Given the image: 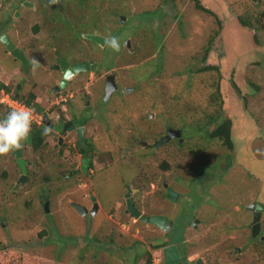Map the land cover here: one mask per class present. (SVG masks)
Instances as JSON below:
<instances>
[{"label":"rangeland","instance_id":"374dc122","mask_svg":"<svg viewBox=\"0 0 264 264\" xmlns=\"http://www.w3.org/2000/svg\"><path fill=\"white\" fill-rule=\"evenodd\" d=\"M0 1V34L8 31L32 58L45 61L39 71L31 69L43 107L32 104V127L45 111L80 117L90 90L84 137L92 162L84 173L74 172L81 161L75 133L58 148L57 134L38 146L23 141L29 163L22 183L12 151L0 155V247L55 264H158L154 245L162 232L127 212L129 185L143 214L171 217L178 240L186 231L183 248L192 258L264 264V239L250 240L246 208L264 201V0H200L210 12L195 0H63L62 8L57 0ZM96 30L108 41L116 37L119 50L86 38ZM58 51L73 61H95L74 78L71 102L39 81ZM0 59L6 67L15 64L1 42ZM207 65L219 70H202ZM17 70V64L6 74L0 69V76L9 81L14 72L17 81ZM108 74L120 90L96 110ZM8 111L0 103V118ZM226 117L234 126L232 150L210 135ZM168 127L182 130L184 140L158 144ZM165 182L178 198L167 196ZM90 192L99 209L81 215L72 202L91 206ZM262 227L264 234V213Z\"/></svg>","mask_w":264,"mask_h":264},{"label":"flooded vegetation","instance_id":"af4514ba","mask_svg":"<svg viewBox=\"0 0 264 264\" xmlns=\"http://www.w3.org/2000/svg\"><path fill=\"white\" fill-rule=\"evenodd\" d=\"M61 1L63 3V0H61ZM56 4H57L58 8H62L59 5L58 1L56 2ZM19 12L20 11H16L15 15L21 14ZM33 29L35 31L38 30L37 23L35 25H33ZM96 31H94V32H96ZM86 38L88 40H90L91 42H95L97 45L99 44L101 49H104V47L106 46V43L108 41L106 39L105 43L102 44V43H100V42H98L96 40L90 39L88 37H86ZM4 39H7V41L9 43L13 44V46H14L13 49L18 48L19 49V53L23 57H21V56L18 57L16 55H14L13 54V49H11L9 47L8 43L5 42ZM0 42L4 46V52L14 60L15 64H17V66H18L17 74H19V77H18L19 80H17V81L13 80V79H15L13 77V73L14 72L10 73L12 75L9 77V78H11V80H9V81L4 80L0 76V91H1V95H2L0 97V103L2 105L4 104V106L7 107L10 110L9 106L6 103L7 96H9V95L14 96L17 93H19L20 95H19V97H16V99H19V98L32 99L31 103H37L38 107L43 108L41 106V104H40V100H38L39 97H38V94H37V92L35 90L37 81L33 78V75L31 74V69H33V70L34 69H38V71H39L40 68L45 67V63H44L45 61H40L38 59L32 58L28 54L27 48L25 46V42L22 43V44H20V42H19V45H16L14 39L11 37V35H10V33L8 31H3L0 34ZM1 60L2 59H0V61ZM3 60H5V59H3ZM79 63H89L90 66H89V68H85L84 70H81V71H77L76 70L75 71L74 70L75 69L74 66L76 64H79ZM15 64L14 63L9 64L10 66L6 67L5 62H3V63L1 62L0 63V69H2V70L4 69V74H6L8 72V70L13 68V66ZM94 64H95V61H93V60L78 59V60H74L73 61V60H71V58L66 57L62 52L60 53V51H58V58H57V61L52 63V70L49 71V72L48 71L47 72H45V71L43 72L42 71L43 72L42 74H38L39 81H41V84H42V81H43V84L45 86L47 85L46 86L47 87L46 91H48V93L49 92H54V93L60 94V95H62V94L66 95L67 94L68 98L62 97V100L64 102H71V100L75 96L74 93H70V92H73V89H72V91L70 89H71V86L74 85V83H75L74 78H79L80 76H83L82 74H84L86 71H91L93 69ZM69 69H71V71L73 69V72H71L72 75L70 77L66 78L65 75H66V72ZM54 75H57V78ZM28 76H30V78ZM108 76H109V74L106 75L105 82H104V84H102V87H103L102 92L104 94L101 93L102 97H101V99L99 101L100 103H98L96 105V107H97L96 110H100V111L102 110L100 106L102 104L103 98L105 97L106 80H107ZM53 77H54V79H52ZM65 79H66V81H65L64 85H61L62 82ZM119 90H120V87L118 86V89L115 92H117ZM86 92L89 94L88 96L90 98L91 97L90 96L91 95L90 94L91 91L88 90ZM115 92H113L112 96L114 95ZM89 98L86 99L85 110H81L79 112L80 117L78 116V113H75L76 111H74L72 113L70 112L71 114L67 112L68 114H70V116L68 115V117H67V114H64V116L59 114L57 118H53V117L49 116V114H47L46 111L41 116L38 115V118H36V119L34 118L36 124H35L34 127H32L30 135L26 139V141L29 144L30 143L33 144L32 131L35 130L36 132L39 131V132L44 133V128L47 127V128H50L51 131L47 135L42 134L43 135V139H42L40 144H42L44 142L45 138H47L49 136H53L54 134H57L58 139H57V142L54 143V147L58 148V147H60V145L64 144L65 138L70 133H75L76 136H77L78 142L81 143V145H80L81 161H80V167L75 169L76 171H74V172H76V173H78V172L84 173L87 169H89L90 165L92 164L91 160L89 161V152H88V146H89L88 144H89V142L86 141V138L84 137L85 136V130H86V123H87V120H88V118L86 116H84V115H85V113L87 111H90V108H89L90 107V105H89V103H90L89 100L90 99ZM94 109H95V107H94ZM65 110L69 111L70 109L68 110V108L66 109V107H65ZM91 110H93V108ZM170 128L171 127L167 128L166 133L168 132V130ZM80 130H81V132H80ZM182 136H183V134H182ZM174 138L176 140L179 139L177 137H173L170 140H172ZM83 142L85 143L84 145H83ZM86 143H88V144H86ZM14 151L15 150H13L12 153L15 156L16 162H17V157H16ZM17 164H18V162H17ZM164 185L166 187H168V190H169V186L167 185L166 182H165ZM93 196L94 195L90 192V198L92 200V205L88 206L89 213H87L86 216L92 215L90 213V211L93 208L95 201H97L95 196H94L95 200H93ZM167 196H168V191H167ZM176 197L177 198L179 197V193H178V195ZM170 199H173V198H170ZM252 204H255V209L256 210H257V206L258 205H261L263 207L260 209L261 210L260 233L258 235H256V236L253 235V229H252V222H253V218H254V213H253V211L248 209V211H250L252 213V219L250 220V222L248 224L249 230L251 232L250 240L254 241L257 238H259L260 240H263L264 239V234L262 233V228H263L262 227V217H263V213H264V201H260V200L253 201L250 205H252ZM126 205H127V198H126ZM250 205L246 206V208H248ZM127 208H128V206H127ZM131 215H133V214L131 213ZM150 215H163V216H165V217H167V218L172 220V218L169 217L168 215H166L165 213L164 214H150ZM137 219H139V218H137ZM139 220L142 221L141 219H139ZM198 222H199V219H196L194 221V224L198 225ZM147 223H151V222H147ZM156 226H158V225H156ZM174 226H175L174 221H173V224L171 225V227L169 229H167V230L165 229L164 226L163 227L158 226V228L162 232V234L160 235L161 237L155 239V244L158 245L156 248L159 250V252H160L159 254H161V256L159 258V261H158V264H167V260H168L167 249H169L171 247H172V249L169 250V253H170V256H171V260H170L171 263L170 264H203V260L202 259H199V258H195L194 259V258L191 257V255L187 254L186 251L184 250L183 242L185 241V235H186V231L185 230H184V232H182V237L179 240L173 237V235H174L173 234ZM187 227L188 226L184 227L183 229H188ZM200 260H201V262H198Z\"/></svg>","mask_w":264,"mask_h":264},{"label":"water","instance_id":"95a60500","mask_svg":"<svg viewBox=\"0 0 264 264\" xmlns=\"http://www.w3.org/2000/svg\"><path fill=\"white\" fill-rule=\"evenodd\" d=\"M59 5H63L62 4V1L61 0H57ZM122 21L124 20V17H122L121 19ZM86 37L90 38V39H93V40H96L102 44L105 43L106 41V37L105 36H102L100 35V32L99 31H96L94 34H87ZM5 42L8 43L9 47L11 49H13V44L12 43H9L7 41V39H4ZM127 45H130V42L128 41L127 42ZM13 54L16 55V56H21L23 57L20 53H19V49L18 48H15L13 49ZM90 64L89 63H79V64H76L74 66V70L76 71H81V70H84L85 68H89ZM71 72H73V69L71 71V69H69L67 72H66V78L70 77L72 74ZM66 79L62 82L61 85H64ZM118 89V84L116 82V77L114 74H111L107 77V80H106V88H105V99H109L111 97V95L113 94V92H115L116 90ZM241 95V93H239ZM244 102H245V99H243ZM81 132V130H80ZM173 137H177L179 138L180 140V143L184 140V137L182 136V131L180 129H174V128H170L168 130V132L162 137V139L159 141L160 144L164 143L165 141H168L170 140L171 138ZM16 157H17V162L22 170V175L20 177V182H24L27 180V161L25 159V157L23 156V151H22V148H19V149H16L14 151ZM88 159V158H87ZM131 190H130V186L128 185V192L126 193L125 197L127 198V212H130L132 213L136 218H139L141 219L142 221H145V222H151L153 224H156L160 227H165V229H169L171 227V225L173 224V221L163 215H146V214H143L137 207L136 205L133 203L132 199H131ZM178 195V193L173 190L172 188H169L168 190V196L170 198H176V196ZM48 194L46 193L44 195V199H45V210L48 212L49 211V200H48ZM93 200H95V197L93 196ZM73 206L77 209V211L81 214V215H86L87 213H89V209L86 205L82 204V203H79L77 201H73L72 202ZM263 206L261 205H258L257 206V210L255 209V204H252L248 207L249 210L253 211L254 213V218H253V222H252V229H253V235L256 236L260 233V221H261V208ZM99 209V204L97 203V201H95L94 203V206L93 208L91 209L90 213L92 215L96 214L97 211ZM172 249L169 248L167 249V253H168V260H167V264H170L171 263V256H170V253H169V250ZM198 262H201L198 261Z\"/></svg>","mask_w":264,"mask_h":264},{"label":"trees","instance_id":"16d2710c","mask_svg":"<svg viewBox=\"0 0 264 264\" xmlns=\"http://www.w3.org/2000/svg\"><path fill=\"white\" fill-rule=\"evenodd\" d=\"M195 6L198 9H203L206 11H211L210 9H208L207 7H205L200 0H195ZM239 21L241 22L242 25L247 26L248 24V20L244 19L243 17L239 18ZM218 23H219V27H221L222 23L221 20L218 19ZM217 34V33H216ZM212 43V40L209 41V45ZM209 52L208 49H206V54L205 57L207 55V53ZM206 69H216L219 70V66L217 65H207L204 68H202V70H206ZM219 88V83L218 86ZM15 97H19V94L14 95ZM27 103H31L32 99H22ZM220 104L222 103V100L219 101ZM221 114L219 113L216 116H212V120L214 119V121H218L221 117ZM233 123L231 118L226 117L224 118L221 122H219L218 126L210 132V135L213 138H219L222 140L223 144L226 145L229 149H233L235 147L233 139H232V133H233ZM43 133L39 132V131H32V140H33V145H40L42 139H43ZM158 144H160L158 142ZM158 245H154V247H157ZM150 261V259H149ZM0 264H55V262L51 259L48 258H43V257H39L33 254H29L23 251H20L19 249H17L16 247L12 246V245H5L3 247H0Z\"/></svg>","mask_w":264,"mask_h":264},{"label":"clouds","instance_id":"9594fccd","mask_svg":"<svg viewBox=\"0 0 264 264\" xmlns=\"http://www.w3.org/2000/svg\"><path fill=\"white\" fill-rule=\"evenodd\" d=\"M52 2H56V0H52ZM108 43L113 49L119 50L120 44L116 37H112ZM14 98L16 99V97ZM19 100L21 99L19 98ZM25 103L34 107L33 103ZM32 123L33 112L27 107L11 108L3 118H0V155L21 148L22 142L30 135ZM50 131V128L45 127L43 134L47 135Z\"/></svg>","mask_w":264,"mask_h":264},{"label":"built area","instance_id":"2783aa9c","mask_svg":"<svg viewBox=\"0 0 264 264\" xmlns=\"http://www.w3.org/2000/svg\"><path fill=\"white\" fill-rule=\"evenodd\" d=\"M7 105L9 106V108H21V107H27L30 108L34 114V107L29 106L28 104H26L24 101L19 100V99H15L13 96L9 95L7 96V101H6Z\"/></svg>","mask_w":264,"mask_h":264}]
</instances>
